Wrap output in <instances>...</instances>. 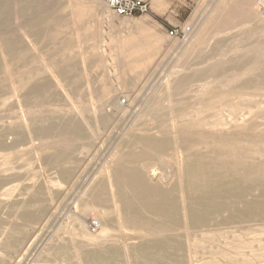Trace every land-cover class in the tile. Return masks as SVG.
I'll list each match as a JSON object with an SVG mask.
<instances>
[{
	"label": "rangeland",
	"instance_id": "1",
	"mask_svg": "<svg viewBox=\"0 0 264 264\" xmlns=\"http://www.w3.org/2000/svg\"><path fill=\"white\" fill-rule=\"evenodd\" d=\"M141 1L0 0V264H264V0Z\"/></svg>",
	"mask_w": 264,
	"mask_h": 264
},
{
	"label": "bare ground",
	"instance_id": "2",
	"mask_svg": "<svg viewBox=\"0 0 264 264\" xmlns=\"http://www.w3.org/2000/svg\"><path fill=\"white\" fill-rule=\"evenodd\" d=\"M252 8H253V7H252ZM254 9H255V6H254ZM253 12H254V11H253ZM256 12H257V10H256ZM243 42H245V41H243ZM258 43H260V42H258ZM251 44H252V43H251ZM256 46H257V45H256ZM243 47H246V46H243ZM233 49H234V48H233ZM237 49H238V48H237ZM243 51H244V50H243ZM249 52H250V51H249ZM251 53H253V52H251ZM255 54H256V53H255ZM258 54H259V53H258ZM234 55H235V54H234ZM246 55H248V54H246ZM246 55H245V57H246ZM253 55H254V54H253ZM243 58H244V57H243ZM241 59H242V57H241ZM234 60H235V59H234ZM231 63H232V62H231ZM257 64H258V63H257ZM257 64H256V65H257ZM237 65H238V64H237ZM244 66H245V64H244ZM250 66H251V65H250ZM250 66H249V67H250ZM214 67L216 68V66H214ZM214 67H213V68H214ZM246 67H247V66H246ZM255 67H256V66H255ZM255 67H254V68H255ZM215 68H214V69H215ZM233 70H234V68H233ZM243 70H245V69L243 68ZM262 70H263V69H262ZM234 71H235V70H234ZM211 72H213V71H211ZM229 72H230V71H229ZM235 72H236V71H235ZM219 73H220V72H219ZM212 74H213V73H212ZM216 74H217V73H216ZM222 74H223V73H222ZM223 75H224V74H223ZM225 76H226V75H225ZM238 76H239V75H238ZM249 77H250V76H249ZM255 77H256V76H255ZM55 79H56V78H55ZM249 80H250V79H249ZM254 80H255V79H254ZM230 82H231V81H230ZM244 82H245V81H244ZM244 82H243V83H244ZM262 82H264V81H262ZM58 84H59V83H58ZM228 84H229V83H228ZM263 86H264V85H263ZM262 89H263V87H262ZM171 90H172V89H171ZM175 90H176V89H175ZM261 92H262V91H261ZM247 95H248V94H247ZM209 96H210V95H209ZM209 96H208V97H209ZM146 99H147V98H146ZM200 99H201V98H200ZM251 99H252V98H251ZM196 100H197V99H196ZM196 100H195V101H196ZM198 100H199V99H198ZM198 100H197V102H198ZM201 100H202V99H201ZM241 100H242V99H241ZM221 102H222V100H221ZM237 102H238V100H237ZM173 103H174V102H173ZM202 103H203V102H202ZM239 103H240V102H239ZM198 104H199V103H198ZM212 104H213V103H212ZM219 104H220V103H219ZM219 104H218V105H219ZM120 105H121V104H120ZM195 105H196V104H195ZM193 106H194V105H193ZM199 106H200V105H199ZM221 106H222V105H221ZM223 106H224V105H223ZM116 107H117V106H116ZM118 107H119V104H118ZM120 107H121V106H120ZM173 107H174V105H173ZM189 107H190V106H189ZM189 107H187V108H189ZM191 107H192V106H191ZM201 107H202V106H201ZM204 107H205V105H204ZM217 107H218V106H217ZM236 107H237V106H236ZM198 108H199V107H198ZM222 108H223V107H222ZM231 108H232V107H231ZM238 108H240V107L238 106ZM118 109H119V108H118ZM165 109H166V108H165ZM226 109H228V107H226ZM166 110H168V108H167ZM185 110L187 111V109H185ZM195 110H196V109H195ZM234 110H235V109H234ZM189 111H190V110H189ZM191 111H192V109H191ZM213 111H214V110H213ZM226 111H227V110H226ZM215 112H216V111H215ZM137 113H138V112H137ZM179 113H180V112H179ZM184 113H185V112H184ZM226 113H227V112H226ZM157 114H158V113H157ZM188 114H189V113H188ZM216 114H217V113H216ZM239 115H240V114H239ZM194 119H195V118H194ZM235 119H236V118H235ZM219 120H220V119H219ZM180 121H181V120H180ZM238 121H239V120H238ZM236 122H237V121H236ZM245 122H246V121H245ZM27 123H28V122H27ZM179 123H180V122H179ZM239 123H240V122H239ZM246 123H247V122H246ZM233 124H234V123H233ZM157 125H158V124H157ZM237 125H238V124H237ZM28 127H29V126H28ZM231 127H232V126H231ZM232 129H233V128H232ZM234 129H235V127H234ZM30 131H31V130H30ZM191 132H194V131H191ZM195 132H197V131H195ZM225 132H226V130H225ZM227 133L230 134L229 130H228ZM236 134H237V133H236ZM172 136H173V134H172ZM216 136H218V135H216ZM173 137H174V136H173ZM244 137H245V136H244ZM204 138H205V137H204ZM235 138H236V137H235ZM260 138H261V137H260ZM158 139H159V138H158ZM218 139H219V137H218ZM241 139H242V138H241ZM253 139H254V137H253ZM134 140H135V138H134ZM215 141H216V140H215ZM156 142H157V141H156ZM137 143H138V141H137ZM148 143H149V142H148ZM210 144H211V143H210ZM231 145H232V144H231ZM248 145H249V144H248ZM147 147H148V146H147ZM191 147H192V146H191ZM130 148H131V147H130ZM181 149H184V148H181ZM151 150H152V148H151ZM153 150H156V149L153 148ZM158 150L161 151L162 149L160 148V149H158ZM163 150H164V149H163ZM203 150H204V149H203ZM232 150H233V149H232ZM184 151H185V150H184ZM224 151H225V150H224ZM233 151L235 152V150H233ZM151 152H152V151H151ZM236 152H237V150H236ZM248 153H250V152H248ZM222 154H223V153H222ZM256 155H257V154H256ZM239 156H240V155H239ZM182 158H183V157H182ZM245 158H246V156H245ZM184 159H185V158H184ZM186 159H187V157H186ZM198 160H199V159H198ZM256 160H257V159H256ZM187 161H188V160H187ZM240 161H241V160H240ZM117 164H118V163H117ZM170 165H171V164H170ZM172 165H173V164H172ZM254 165H255V164H254ZM109 166H110V165H109ZM167 166H168V165H167ZM186 166H187V165H186ZM239 166H242V165H239ZM246 166H248V164H247ZM155 167H156V166H155ZM170 168H171V167H170ZM241 168H242V167H241ZM122 169H124V168H122ZM151 169H152V168H151ZM155 169H156V168H155ZM179 169H180V168H179ZM240 170H241V169H240ZM122 171H123V170H122ZM150 171H152V170H150ZM157 171H158V170H157ZM137 172H138V171H137ZM152 172H153V171H152ZM241 172H242V170H241ZM159 173H160V172H159ZM160 174H161V173H160ZM193 174H194V173H193ZM230 174H231V173H230ZM157 175H158V174H157ZM157 175L155 174V172H153V173L150 174V178H152V179L155 180V178H157ZM162 176H163V175H162ZM191 176H192V175H191ZM191 176H190V177H191ZM167 177H168V175H167ZM205 177H206V176H205ZM115 178H116V177H115ZM240 178H241V176H240ZM120 179H121V176H120ZM115 180H116V179H115ZM249 180H250V179H249ZM255 180H256V179H255ZM255 180H254V181H255ZM117 181H118V180H117ZM161 181H162V180H161ZM165 181H166V179H165ZM168 181H169V180H168ZM168 181H166V182H168ZM222 181H223V180H222ZM109 182H110V181H109ZM163 182H164V180H163ZM219 182H220V181H219ZM227 182H228V181H227ZM251 182H253V181H251ZM256 182H257V181H256ZM119 183H120V182H119ZM122 183H123V182H122ZM221 183H222V182H221ZM111 184H112V183H111ZM111 184H110V185H111ZM115 184H116V183H115ZM144 184H145V183H144ZM162 184L165 185L164 183H162ZM167 184H168V183H167ZM147 185H148V184H147ZM196 185H198V184H196ZM196 185H194V186H196ZM199 185H200V184H199ZM199 185H198V186H199ZM203 185H204V184H203ZM240 185H241V184H240ZM240 185H238V186H240ZM124 186H125V185H124ZM149 186H150V185H149ZM249 186H250V184H249ZM119 187H120V186H119ZM122 187H123V186H121L120 189H121ZM129 187H130V185H129ZM138 187H140V186H138ZM146 187H147V186H146ZM190 187H191V186H190ZM201 187H202V186H201ZM218 187H219V186H218ZM101 188H102V187H101ZM141 188H142V187H141ZM171 188H172V187H171ZM204 188H205V187H204ZM239 188H241V187H239ZM239 188H238V189H239ZM98 189H99V188H98ZM123 189H124V188H123ZM127 189H128V187H127ZM174 189H175V188H174ZM184 189H185V188H184ZM188 189H189V188H188ZM190 189H191V188H190ZM205 189H206V188H205ZM238 189H237V190H238ZM242 189H243V188H242ZM244 189H245V187H244ZM248 189H249V188H248ZM96 190H97V189H96ZM99 190H101V189H99ZM102 190H103V189H102ZM108 190H109V189H108ZM128 190H129V189H128ZM128 190H127V191H128ZM133 190H134V189H133ZM144 190H145V188H144ZM212 190H213V189H212ZM219 190H220V189H219ZM223 190H224V189H223ZM229 190H230V189H229ZM103 191H104V190H103ZM130 191H132V190H130ZM136 191H137V189H136ZM136 191H135V192H136ZM186 191H187V190H186ZM214 191H215V190H214ZM224 191H226V190H224ZM231 191H232V190H230V192H231ZM243 191H244V190H243ZM189 192H190V191H189ZM191 192H193V191H191ZM195 192L197 193L198 191H195ZM215 192H216V191H215ZM230 192H229V193H230ZM233 192H234V190H233ZM244 192H245V191H244ZM244 192L242 193L243 196L245 195ZM102 193H103V192H102ZM122 193L125 194L124 191H123ZM137 193H138V192H137ZM168 193H169V192H168ZM99 194H100V193H99ZM139 194H141V192H140ZM231 194H232V193H230L229 195L231 196ZM239 194H240V193H239ZM126 195H127V194H126ZM130 195H131V194H130ZM142 195H143V194H142ZM142 195H140V196H142ZM190 195H191V194H190ZM190 195H189V196H190ZM234 195H235V194L232 195L233 198H235ZM105 196H106V195H105ZM110 196H111V195H110ZM115 196L118 197L119 199H120V197H121V196H120V193H119L118 195H115ZM127 196H128V195H127ZM149 196H150V195H149ZM223 196H224V195H223ZM235 196H236V195H235ZM240 196L242 197V195H240ZM240 196L236 197V199H237V198L239 199ZM241 197H240V198H241ZM95 198H96V197H95ZM98 198H99V196H98ZM125 198H126V197H125ZM132 198L136 200L137 196H136L135 194H132ZM182 198H183V197H182ZM197 198H198V197H197ZM197 198H196V199H197ZM202 198H204V196H203ZM223 198H225V197H223ZM255 198H256V197H255ZM93 199H94V198H93ZM115 199H116V198H115ZM137 199H138V198H137ZM196 199H195V200H196ZM205 199H206V198H205ZM243 199H244V198H243ZM129 200H130V196H129L128 202H130ZM138 200H139V199H138ZM142 200H143V199H142ZM151 200H153V199H151ZM154 200H155V199H154ZM239 200H240V199H239ZM241 200H242V199H241ZM98 201H99V202H102L103 200H100V199H99ZM126 201H127V200H126ZM126 201H125V202H126ZM131 201H132V200H131ZM143 201H144V200H143ZM145 201H146V200H145ZM145 201H144L143 203H145ZM147 201H148V200H147ZM168 201H169V200H168ZM196 201H197V200H196ZM237 201H238V200H237ZM92 202H93V201H92ZM94 202H95V200H94ZM96 202H97V201H96ZM113 202H114V201H113ZM116 202H117V201H116ZM119 202H120V201H119ZM122 202H124V201L122 200ZM139 202H140V201H139ZM209 202H210V200H209ZM141 203H142V202H141ZM196 203H197V202H196ZM214 203H215V202H214ZM85 204H86V203H85ZM121 204H123V203H121ZM132 204H133V203H132ZM134 204H135V203H134ZM134 204H133V205H134ZM148 204H149V203H148ZM150 204H151V203H150ZM153 204H154V203H153ZM229 204H230V203H229ZM135 205H136V204H135ZM209 205H210V204H209ZM121 206H122V205H121ZM139 206H140V205H139ZM147 206H149V205H147ZM147 206H146V207H147ZM207 206H208V205H207ZM238 206H239V205H238ZM243 206H244V205H243ZM125 207H126V206L124 205V208H125ZM127 207H128V206H127ZM129 207H130V206H129ZM143 207H144V206H143ZM146 207H145V209L143 208L144 210H143L142 208H141V209H142L143 211H145V210H146ZM150 207H151V206H150ZM167 207H168V206H167ZM209 207H210V206H209ZM216 207H217V206H216ZM132 208H133V207H132ZM137 208H138V207H137ZM213 208H214V207H213ZM259 208H260V207H259ZM263 208H264V207H263ZM130 209H131V208H130ZM130 209H129V210H130ZM168 209H169V208H168ZM190 209H191V208H190ZM219 209H220V208H219ZM244 209H246V208H244ZM249 209H250V208H249ZM139 210H140V209H139ZM147 210H149V209H147ZM263 210H264V209H263ZM72 211H73V210H72ZM235 211H236V210H235ZM252 211H254V209H252ZM150 212H153V211H150ZM181 212H182V211H181ZM154 213H155V211H154ZM161 214H162V213H161ZM167 214H168V213H167ZM154 215H155V214H154ZM165 215H166V214H165ZM177 215H178V214H177ZM261 216H262V215H261ZM247 218H249V217L247 216ZM148 220H149V219H148ZM137 222H138V221H137ZM161 222H162V221H161ZM170 222H171V219H170ZM151 223H152V222H151ZM164 223H165V222H164ZM132 224H133V223H132ZM132 224H131V225H132ZM162 225H163V224H162ZM175 225H176V224H175ZM170 227H171V225H170ZM170 227H169V229H170ZM161 228H162V227H161ZM163 228H164V225H163ZM163 228H162V230H164ZM165 229H166V228H165ZM194 230H195V229H194ZM187 231H190V228H189V230H187V227H186V232H187ZM187 233H188V232H187ZM158 234H159V233H158ZM163 234H164V233H163ZM152 235H153V234H152ZM150 236H151V235H150ZM154 236H155V235H154ZM157 236H158V235H157ZM160 236H161V235H160ZM147 238H148V237H147ZM161 239H162V238H161ZM187 241H188V240H187ZM101 243H102V242H101ZM146 243H147V242H146ZM175 243H176V242H175ZM98 244H99V243H98ZM100 246H101V244H100ZM101 247H102V246H101ZM173 247H174V246H173ZM175 247H176V246H175ZM137 249H138V247H137ZM174 249H175V248H174ZM230 249H231V248H230ZM101 251H102V250H101ZM95 252H96V251H95ZM131 252H132V251H131ZM131 252H130V253H131ZM93 253H94V252H93ZM99 253H100V252H99ZM133 253H134V252H133ZM100 254H101V253H100ZM166 254H167V253H166ZM164 255H165V252H164ZM164 255H163V256H164ZM86 256H87V254H86ZM166 256H167V255H166ZM237 256H238V255H237ZM239 256H240V255H239ZM189 257H190V255H189ZM259 257H260V256H259ZM167 259H169V258H167ZM87 260H88V259H87ZM109 260H110V259H109ZM89 261H90V264H103V262H104L103 259L98 258L97 256H92V257H90ZM123 261H124V259H123ZM170 261H171V260H170ZM223 261H224V260H223ZM86 262H87V261H86ZM107 262H108V261H107ZM208 262H209V261H208ZM166 263H167V262H166ZM172 263H173V262H172ZM203 263H204V262H203ZM80 264H84V262H83L82 260H80Z\"/></svg>",
	"mask_w": 264,
	"mask_h": 264
},
{
	"label": "built area",
	"instance_id": "3",
	"mask_svg": "<svg viewBox=\"0 0 264 264\" xmlns=\"http://www.w3.org/2000/svg\"><path fill=\"white\" fill-rule=\"evenodd\" d=\"M108 6L120 16L143 15L149 12L148 5L141 0H108ZM260 8L264 14V1L261 3ZM175 33L171 34L174 35ZM89 227L92 231L98 230L100 228L99 220L92 217L89 221Z\"/></svg>",
	"mask_w": 264,
	"mask_h": 264
}]
</instances>
